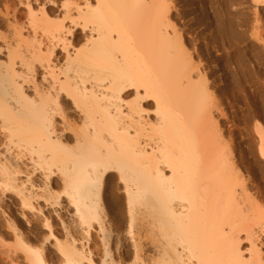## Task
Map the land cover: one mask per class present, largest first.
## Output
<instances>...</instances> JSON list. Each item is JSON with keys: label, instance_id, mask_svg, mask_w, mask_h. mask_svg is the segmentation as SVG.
I'll use <instances>...</instances> for the list:
<instances>
[{"label": "bare ground", "instance_id": "bare-ground-1", "mask_svg": "<svg viewBox=\"0 0 264 264\" xmlns=\"http://www.w3.org/2000/svg\"><path fill=\"white\" fill-rule=\"evenodd\" d=\"M0 22V220L28 264H264V182L205 135L164 0H0Z\"/></svg>", "mask_w": 264, "mask_h": 264}, {"label": "rangeland", "instance_id": "rangeland-1", "mask_svg": "<svg viewBox=\"0 0 264 264\" xmlns=\"http://www.w3.org/2000/svg\"><path fill=\"white\" fill-rule=\"evenodd\" d=\"M164 3L169 24L180 35L208 89L209 102L205 106L218 131L206 121L205 135L212 137L218 132L232 154L243 158L242 166L252 171L255 180L264 182L260 165L252 160L264 139V0H164ZM152 6L147 2L140 9L146 12ZM244 158L251 160L247 162ZM1 207L6 220L20 229L15 200L3 195ZM3 222L0 220V264H28L18 248L20 241ZM31 236L26 245L32 247L36 243Z\"/></svg>", "mask_w": 264, "mask_h": 264}]
</instances>
